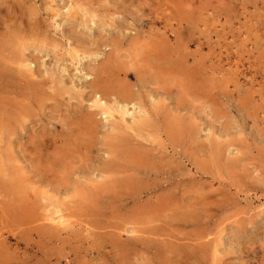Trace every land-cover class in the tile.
<instances>
[{"label": "rangeland", "instance_id": "obj_1", "mask_svg": "<svg viewBox=\"0 0 264 264\" xmlns=\"http://www.w3.org/2000/svg\"><path fill=\"white\" fill-rule=\"evenodd\" d=\"M0 53V264H264V0H0Z\"/></svg>", "mask_w": 264, "mask_h": 264}, {"label": "bare ground", "instance_id": "obj_2", "mask_svg": "<svg viewBox=\"0 0 264 264\" xmlns=\"http://www.w3.org/2000/svg\"><path fill=\"white\" fill-rule=\"evenodd\" d=\"M144 8H145V7H144ZM32 28H33V27H32ZM18 29H19V28H18ZM42 30H43V29H42ZM10 38H11V37H10ZM49 40H50V39H49ZM14 47H15V46H14ZM36 51H37V50H36ZM134 52H135V51H134ZM11 53H12V52H11ZM0 54H1V53H0ZM4 55H5V54H4ZM0 57L3 59V56H2V55H1ZM10 57H11V56H10ZM4 58H5V57H4ZM12 58H13V57H12ZM14 58H16V56H14ZM17 58H18V57H17ZM19 59H20V58H19ZM23 59H24V58H23ZM3 60H4V59H3ZM3 60H1V62H2ZM111 61H112V60H111ZM115 61H116V60H115ZM1 62H0V63H1ZM113 62H114V61H113ZM187 63H188V62H187ZM32 64H33V63H32ZM8 65H9V64H8ZM108 66H109V65H108ZM121 67H123V66H120V68H121ZM108 68H110V67H108ZM108 68H103V69L100 70L99 72H100L101 74H102L103 72H107V74H109V73L111 72L112 69H108ZM116 69H119V67L116 68ZM116 69L113 68V71H115ZM124 69H125V68H124ZM3 70H4V69H3V67H2V71H1V73L3 72ZM93 70H94V69H93ZM109 70H110V71H109ZM119 70H120V69H119ZM119 70H118V71H119ZM5 71H6V68H5ZM5 71H4V73H5ZM7 71H9V70L7 69ZM7 71H6V72H7ZM113 71H112V74H115ZM19 72H20V71H19ZM96 72L98 73L97 70H96ZM115 72H116V71H115ZM148 72H149V71H148ZM1 73H0V76L3 75V74H1ZM8 73H9V72H7V74H8ZM119 73H120V72H119ZM16 74H17V73H16ZM98 74H99V73H98ZM98 74H97V75H98ZM117 74H118V73H117ZM5 75H6V74H5ZM8 75H9V74H8ZM18 75H19V74H18ZM22 75H23V74H22ZM109 75H110V74H109ZM118 75H119V74H118ZM156 75H157V74H156ZM1 77H2V76H1ZM18 77H19V76H18ZM21 77H22V76H21ZM98 77H99V76H98ZM98 77H97V78H98ZM154 77H155V76H154ZM2 78H4V76H3ZM6 78H7V77H6ZM97 78H96V79H97ZM101 79H102V78H101ZM109 79H112V78H109ZM118 79H119V78H118ZM120 79H121V78H120ZM155 79H156V78H155ZM11 80H12V78H11ZM94 80H95V79H94ZM105 80H107V79H105ZM114 80H116V82H117V79H113V80H112V83L114 82ZM17 81H18V80H17ZM102 81H103V79H102ZM120 81H122V80H120ZM45 82H46V81H45ZM94 82H95V81H94ZM103 82H104V81H103ZM118 82H119V81H118ZM10 83H11V82H10ZM21 83H22V82H21ZM104 83H105V82H104ZM108 83H111V82L108 81ZM112 83H111V84H107V83H106L108 86H107V88L105 89V91H106L107 89H109L108 87H109V85H111V86H112V90H114L113 92H114V93L117 92V93H115V94L118 95V93L120 92V95H121V94H122V93H121L122 91L125 92V94H127V93H126L127 91H125L126 88L124 89V88L121 87V90H119V88H118V90H119V92H118V90L116 89V85H117V83H116V85H115V84H112ZM114 83H115V82H114ZM96 84H97L96 87H98V89L100 90V88H101V83H100V81H96ZM10 85H11V84H10ZM31 85H32V84H31ZM34 85H35V84H34ZM104 85H105V84H104ZM114 85H115V87H114ZM25 87H26V88H25ZM41 87H42V86H41ZM99 87H100V88H99ZM12 88H13V87H12ZM24 88H25V90H26V89H27V85H26V86L24 85ZM94 88H95V87H94ZM13 89H14V88H13ZM35 89H36V88H34V90H35ZM96 89H97V88H96ZM101 89H102V91H103L104 87L101 88ZM29 90H30V89H29ZM99 90H98V91H99ZM126 90H128V89H126ZM23 91H24V90H23ZM23 91H22V92H23ZM105 91H103V92L105 93L104 95H106V94L109 95V94H110V89H109V92H108V93L105 92ZM17 92H18V91H17ZM24 92H27V91H24ZM28 92H29V91H28ZM28 92H27V93H28ZM35 92H36V91H35ZM38 92H39V90H38ZM128 92L130 93L129 90H128ZM36 93H37V92H36ZM39 94H40V93H39ZM125 94H122V95L124 96ZM120 97L122 98V96H120ZM121 98H120V99H121ZM123 98H125V97H123ZM127 99H128V98H127ZM124 112H125V111H124ZM93 114H94V113H93ZM15 118H16V117H15ZM1 123H2V122H1ZM127 124H128V123H127ZM87 125H88V123H87ZM5 127H6V125H5ZM3 128H4V127H3ZM6 131H7V130H6ZM49 146H50V145H49ZM115 146H116V145H115ZM119 150H120V149H119ZM138 169H139V168H138ZM134 172H135V171H134ZM118 179H119V178H118ZM52 186H53V185H52ZM97 193H98V192H97ZM92 195H93V194H92ZM90 196H91V195H90ZM91 197H92V196H91ZM32 203H33V202H32ZM9 213H10V212H9ZM89 213H90V212H89ZM9 217H10V216H9ZM28 225H29V224H28Z\"/></svg>", "mask_w": 264, "mask_h": 264}]
</instances>
